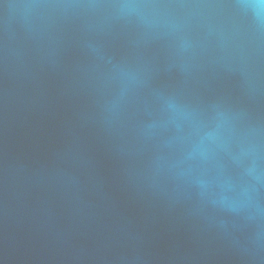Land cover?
<instances>
[{
	"label": "water",
	"instance_id": "95a60500",
	"mask_svg": "<svg viewBox=\"0 0 264 264\" xmlns=\"http://www.w3.org/2000/svg\"><path fill=\"white\" fill-rule=\"evenodd\" d=\"M0 264H264L259 0H0Z\"/></svg>",
	"mask_w": 264,
	"mask_h": 264
},
{
	"label": "clouds",
	"instance_id": "9594fccd",
	"mask_svg": "<svg viewBox=\"0 0 264 264\" xmlns=\"http://www.w3.org/2000/svg\"><path fill=\"white\" fill-rule=\"evenodd\" d=\"M259 5L264 6V0H259Z\"/></svg>",
	"mask_w": 264,
	"mask_h": 264
}]
</instances>
